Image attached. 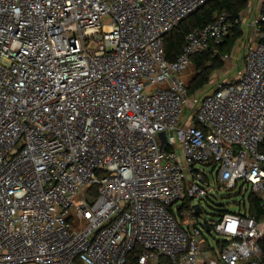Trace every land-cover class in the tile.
<instances>
[{
  "label": "built area",
  "instance_id": "1",
  "mask_svg": "<svg viewBox=\"0 0 264 264\" xmlns=\"http://www.w3.org/2000/svg\"><path fill=\"white\" fill-rule=\"evenodd\" d=\"M206 1L0 0V264H264V13L237 77L188 105L191 57L241 22L213 12L167 60ZM211 182L261 217L202 218Z\"/></svg>",
  "mask_w": 264,
  "mask_h": 264
},
{
  "label": "trees",
  "instance_id": "2",
  "mask_svg": "<svg viewBox=\"0 0 264 264\" xmlns=\"http://www.w3.org/2000/svg\"><path fill=\"white\" fill-rule=\"evenodd\" d=\"M246 6L247 0H207L164 35L163 50L165 58L173 60L181 50L184 33L196 27H202L211 20L213 12L224 9L230 18H235L240 16ZM261 12L264 13V7H262ZM242 33L239 23L233 24L223 42L210 46L191 57L196 72L188 82V95L208 85L211 74L224 64L222 56L230 53L232 46L241 38ZM259 150L264 153V143L260 144ZM248 212L255 218L261 217L259 202L252 195L249 196ZM259 243L264 254V238ZM125 264H136L135 255L129 254Z\"/></svg>",
  "mask_w": 264,
  "mask_h": 264
},
{
  "label": "rangeland",
  "instance_id": "3",
  "mask_svg": "<svg viewBox=\"0 0 264 264\" xmlns=\"http://www.w3.org/2000/svg\"><path fill=\"white\" fill-rule=\"evenodd\" d=\"M247 36V35H246ZM245 36V37H246ZM245 38H240L238 39L234 45L231 48L230 51V55L228 57V59L224 60L225 62V67L222 66L220 69L215 70L211 76H210V80L207 86H205L202 89L197 90L196 92H194L189 100H188V105H191L192 101V96H197V98L199 97L200 94H202L205 91H209L213 86H212V82L215 81L216 79H223L226 78L228 79L230 77V74H226L224 72V69L226 70L227 68H231L233 67L234 70H237L238 68L241 69L242 67V55H243V48L244 45L246 43ZM193 69V68H191ZM191 108L189 106H187L185 108V115H189L191 113ZM242 182H239L236 188L233 189H226V190H219L217 193H212V191L214 190L213 187V182H211V189L209 191V194L212 193L213 194H217L216 196H211L209 197V202L211 204H209L208 206L205 205L204 206V212L202 213V218H206L207 220H209L210 222L215 220V218L217 217V214L222 211V210H242L245 206V209L248 208V203L246 201V197L249 194V188H247L246 185H244V188L239 192L238 191V187ZM241 195H242V200H241ZM241 200V201H240ZM238 201H240V206L237 203ZM203 203H205L203 201ZM219 211V212H218ZM204 236L207 238L206 244H215L218 241H220V236L217 235L213 230H204L203 232ZM22 264H37L34 262H24Z\"/></svg>",
  "mask_w": 264,
  "mask_h": 264
},
{
  "label": "crops",
  "instance_id": "4",
  "mask_svg": "<svg viewBox=\"0 0 264 264\" xmlns=\"http://www.w3.org/2000/svg\"><path fill=\"white\" fill-rule=\"evenodd\" d=\"M262 7H264V0H247L246 8L240 13L241 22L239 23V26L243 32L241 38L247 39L245 45L255 38L256 34H255L254 27L251 24V21L257 13L261 12ZM245 45H244V48H245ZM244 48H243V53H244ZM227 55L229 57L230 53H228ZM228 57L223 59V60L228 59ZM242 64H243V55H242ZM223 66L225 67V62L223 64ZM233 67H231V68L229 67L226 70L224 69V72L226 74H230L229 79H231V80L237 77V72H240L242 70L243 65H242L241 69L238 68L237 70H234ZM191 68H193V69H191ZM217 71H219V70H217ZM195 72H196V69L192 63L183 72V75L186 79H190L193 77ZM223 79L227 80L226 78H223ZM221 80L222 79H220L219 81H221Z\"/></svg>",
  "mask_w": 264,
  "mask_h": 264
},
{
  "label": "water",
  "instance_id": "5",
  "mask_svg": "<svg viewBox=\"0 0 264 264\" xmlns=\"http://www.w3.org/2000/svg\"><path fill=\"white\" fill-rule=\"evenodd\" d=\"M159 135H160L161 140L163 141V140H164V135H163V133L161 132ZM196 211H197V213L200 212V210H199L198 207H196ZM204 224H205L206 229H209V226H208L206 220H204Z\"/></svg>",
  "mask_w": 264,
  "mask_h": 264
}]
</instances>
